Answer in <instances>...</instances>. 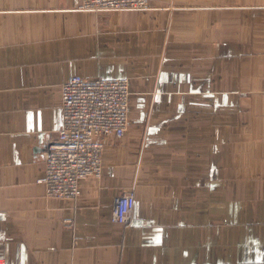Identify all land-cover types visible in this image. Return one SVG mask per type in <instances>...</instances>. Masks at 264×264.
<instances>
[{"label":"crops","instance_id":"obj_1","mask_svg":"<svg viewBox=\"0 0 264 264\" xmlns=\"http://www.w3.org/2000/svg\"><path fill=\"white\" fill-rule=\"evenodd\" d=\"M0 0L6 264H264V0ZM126 76L128 124L74 199L37 179L71 75ZM135 202L127 223L114 197Z\"/></svg>","mask_w":264,"mask_h":264},{"label":"built area","instance_id":"obj_2","mask_svg":"<svg viewBox=\"0 0 264 264\" xmlns=\"http://www.w3.org/2000/svg\"><path fill=\"white\" fill-rule=\"evenodd\" d=\"M83 10H144L148 0H80ZM129 81L126 76H67L60 85V123L43 151L37 179L46 196L74 199L80 181L99 177L106 137H123L128 124ZM135 197L125 190L114 197L112 219L129 221ZM0 264H6L0 257Z\"/></svg>","mask_w":264,"mask_h":264},{"label":"rangeland","instance_id":"obj_3","mask_svg":"<svg viewBox=\"0 0 264 264\" xmlns=\"http://www.w3.org/2000/svg\"><path fill=\"white\" fill-rule=\"evenodd\" d=\"M122 10H125V9H122ZM129 10V9H128ZM140 11V10H139Z\"/></svg>","mask_w":264,"mask_h":264}]
</instances>
